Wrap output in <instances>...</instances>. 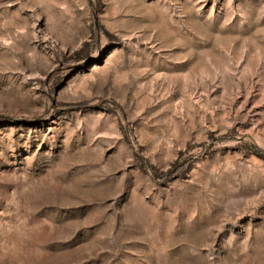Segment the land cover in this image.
<instances>
[{"label":"rangeland","instance_id":"374dc122","mask_svg":"<svg viewBox=\"0 0 264 264\" xmlns=\"http://www.w3.org/2000/svg\"><path fill=\"white\" fill-rule=\"evenodd\" d=\"M0 264H264V0H0Z\"/></svg>","mask_w":264,"mask_h":264}]
</instances>
